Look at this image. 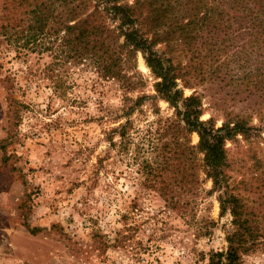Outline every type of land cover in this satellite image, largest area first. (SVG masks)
<instances>
[{"label":"rangeland","instance_id":"1","mask_svg":"<svg viewBox=\"0 0 264 264\" xmlns=\"http://www.w3.org/2000/svg\"><path fill=\"white\" fill-rule=\"evenodd\" d=\"M52 61L47 53L0 52V264H206L212 252L225 250L232 217L221 214L219 192L204 169L197 167L188 191L172 168L164 170L157 182L168 184L171 200L143 168L142 157L155 156L149 143L171 141V134L157 133L173 115L166 101H157L156 112L146 102L130 116L128 150L117 134L115 144L109 140L108 131L126 120L127 97L154 93L141 53L135 62L123 60L130 76L123 84L102 77L88 61L44 71ZM54 77L64 94L55 91ZM197 91L201 119L213 117L220 126L229 113L249 116L256 127L247 139L227 140L226 148L232 179H245L239 188L258 206L264 201V110L254 113L250 101L215 83ZM190 139L197 144V133ZM137 144L145 148L139 157ZM240 258L264 264V239Z\"/></svg>","mask_w":264,"mask_h":264},{"label":"trees","instance_id":"2","mask_svg":"<svg viewBox=\"0 0 264 264\" xmlns=\"http://www.w3.org/2000/svg\"><path fill=\"white\" fill-rule=\"evenodd\" d=\"M0 48L1 53L13 50L17 57L47 53L53 60L44 67L49 72L70 60L88 61L102 77L122 84L124 79L130 82L123 60L135 62L141 53L154 93L127 97L131 102L125 107V122L107 133L111 144L117 134L123 152L128 150L130 116L146 102L156 112L157 101H166L173 115L157 133L159 138L171 134V141L149 143L155 156L142 157L143 168L153 183L164 180L163 171L172 168L180 176L174 180L184 182L181 189L187 191L197 167L212 180L221 214L230 213L233 227L226 233V249L212 252L206 264H242L240 252L264 239V201L250 205L239 188L245 179L235 181L228 171L226 148L227 140L238 134L247 139L256 127L249 116L229 113L220 126L213 117L201 119L204 109L197 91L215 83L238 100L250 101L254 113L264 110V0H0ZM54 80L55 91L64 94L61 80ZM185 88L192 92L185 95ZM194 132L197 144H191ZM160 147L162 154L157 152ZM144 149L137 144L134 155L139 157ZM162 184L160 190L169 195L168 184Z\"/></svg>","mask_w":264,"mask_h":264}]
</instances>
